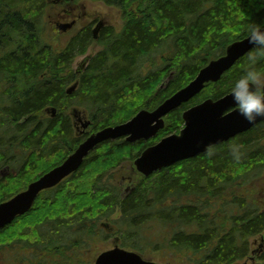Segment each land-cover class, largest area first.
<instances>
[{
	"label": "trees",
	"instance_id": "16d2710c",
	"mask_svg": "<svg viewBox=\"0 0 264 264\" xmlns=\"http://www.w3.org/2000/svg\"><path fill=\"white\" fill-rule=\"evenodd\" d=\"M92 1L118 9L119 31L106 27L94 42L84 28L62 49L47 32L45 9L55 11L50 15L56 21L66 9L81 11L78 0H63L62 10L48 0L6 2L16 16L27 14L31 28L27 51L18 50L17 56L10 54L4 62L14 70L27 68L30 81L26 99L4 109L6 117L0 124L10 129L27 116L19 131L21 135L29 132L30 137L26 146L15 148L23 152L17 174L0 177V202L59 165L85 136L124 123L141 109H154L188 84L209 60L223 54L228 44L245 37L249 22H264V0ZM13 26L23 30L18 24ZM91 44H98L100 51L82 72L74 74L71 62ZM247 56L216 83L206 84L189 102L166 115L156 137L134 144L118 139L98 145L75 173L42 192L27 213L0 230V241L11 245L15 238L30 240L36 264L48 257L55 262L60 256L65 262L67 251L87 246L82 241L106 239L110 234L101 223L107 222L120 246L137 251L142 247L160 249L168 264H264V250L259 254L256 250L253 263L249 254V239L264 238V121L148 180L135 179L134 189L127 195L120 196L118 174L131 173L116 172L148 145L178 133L183 110L231 92V83L247 70ZM156 59H160L157 68L144 73L146 64H155ZM256 67L264 69V59ZM75 80L76 90L66 95V87ZM74 105L87 112L91 121L81 136L72 131L68 112ZM50 107L56 109L54 118L46 114ZM5 151L0 148V162L6 160ZM211 205L217 210L204 211ZM114 216L119 217L115 220ZM152 221L164 225L165 234L161 243L148 246L141 232ZM183 224L200 229V234L185 235ZM44 227L50 228L46 235L40 232ZM75 227L84 233L70 244L60 245V232Z\"/></svg>",
	"mask_w": 264,
	"mask_h": 264
},
{
	"label": "water",
	"instance_id": "95a60500",
	"mask_svg": "<svg viewBox=\"0 0 264 264\" xmlns=\"http://www.w3.org/2000/svg\"><path fill=\"white\" fill-rule=\"evenodd\" d=\"M69 27V24H62L60 29L66 30ZM251 48L247 37L231 42L220 57L210 60L187 85L153 110L142 109L124 123L104 127L88 135L60 165L29 183L25 189L0 202V230L16 217L27 213L40 193L56 187L75 173L89 153L102 142L125 137V141L134 143L154 137L163 128V118L168 113L200 93L207 83L217 82ZM76 87L77 82L66 89V94H71ZM230 108L232 109L227 111ZM54 114L55 109L52 108V116ZM77 114L74 110L73 115L78 116L77 120L83 132L90 121L82 119L81 115ZM182 118L184 126L178 134L166 136L158 143L146 147L135 159L134 166L139 173L149 176L178 161L195 157L206 152L210 146L225 142L264 121V118H258L254 122L247 121L233 102L231 92L218 99H205L186 109L182 113ZM94 264L162 263L146 260L137 252L120 248L115 244L113 248L98 254Z\"/></svg>",
	"mask_w": 264,
	"mask_h": 264
},
{
	"label": "flooded vegetation",
	"instance_id": "af4514ba",
	"mask_svg": "<svg viewBox=\"0 0 264 264\" xmlns=\"http://www.w3.org/2000/svg\"><path fill=\"white\" fill-rule=\"evenodd\" d=\"M8 1L9 0H0V120L4 119L3 116L6 117V112L4 111V109L10 108L14 106V104L21 103L26 99L27 93L29 92L30 81L29 71L27 70V68L22 71L14 70L4 62H7V58H10L12 55L17 56L18 50H23L24 52L27 51V43L29 41L31 28V19L27 16V14H20L16 16L14 14L15 11L13 7L6 4V2ZM59 7H61V5H59ZM58 16V23H62V21H65L71 24V27L68 30H74L73 35L86 28L90 31L91 36L93 33L95 39L103 29H105L106 27H112L110 25H107V22L103 18H100L98 16L92 17L87 20L88 16L85 13H80L76 10L73 11V14L59 13ZM16 19L18 20V22H16ZM14 24H18L17 27H23V30H15L13 26ZM45 26L46 24H43L44 29ZM21 35L23 36V38H20ZM92 47L93 45H90L89 50H91ZM98 52V50L95 51V54ZM84 56L90 57V59L93 57V55L90 56L87 53L83 55V57ZM74 63L76 64V67L75 69L73 68L72 71L75 74L80 69V62L77 64L74 58L70 64L71 69ZM26 117L27 116H22V118L16 122V127H11L10 129H7V126H2L0 124V148H6L9 151L14 148H21L22 146H26V140L30 137L29 132L23 133V135H21L19 131V126L25 123ZM79 128L80 125L78 122H74V124H72V131L74 130L75 132L73 135H77ZM9 158L11 157L7 156L5 158L6 160L0 162V176H11V174L14 176L19 171V169L15 171L12 167L9 166ZM124 163L125 161L121 166H119L116 172H126V167L123 166ZM129 170L131 175L133 176L121 173L118 174V176H121L119 182L120 196L127 195L134 189L133 181L135 178H137L138 182H142L143 180H148L149 177H151L138 176L133 170L132 166H130ZM108 174H110V172ZM171 215L172 219H174L175 210L173 206ZM104 226H106L107 228L109 227V225L106 224ZM187 226V224H183L181 227V230L185 233V235L193 232H195V234H200V229L197 228L196 230L195 227L191 228ZM186 227L189 231L185 230ZM174 231L175 229H173V234ZM13 242L14 244L9 245L10 243L4 244L0 241V264H36L35 261H31L30 240L15 238L11 243ZM256 242L257 241L254 239L252 245H257ZM252 251L254 252V249Z\"/></svg>",
	"mask_w": 264,
	"mask_h": 264
},
{
	"label": "rangeland",
	"instance_id": "374dc122",
	"mask_svg": "<svg viewBox=\"0 0 264 264\" xmlns=\"http://www.w3.org/2000/svg\"><path fill=\"white\" fill-rule=\"evenodd\" d=\"M66 1H68V0H66ZM78 1H79L78 4H81L83 6V8L81 9V12L85 13L88 16L87 20H89L92 17L98 16L100 18H103L107 22V25L114 27L116 31L119 30V28L121 26L120 25L121 24V15L116 8L111 7V6H107L106 4H104L101 1H92V0H78ZM51 4H53V3H51ZM54 13H55L54 10H52L51 12H48L47 9H45L44 19L46 20L47 25H48L47 32H49L50 36L52 38H54L53 39L54 43L59 44V46L62 47L73 36L74 30L73 31L70 30V31H66V32H59L55 28V26L53 24L55 21H53L52 17H51V15L53 16ZM62 22H65V21H62ZM100 49H101L100 46L96 44V45H94V47L91 50L87 51V54L95 53V51L100 50ZM162 49H166V46L162 47ZM158 58H159V56H158ZM81 60H83V55L77 56L75 58V62L77 64L79 62H81ZM156 60L157 61L155 62V64H153V63H151V64L147 63L146 64L144 73H147L150 70L152 71L153 69L155 70L157 68V64L159 63L160 59H156ZM75 67H76V64L74 63L72 65V70H73V68L75 69ZM74 108H76L78 110L82 109L76 105H74ZM74 133L75 132L73 130V134ZM21 152L22 151L20 149L17 150L15 148L12 150L4 152L6 156L11 157L8 159L9 166L12 167L15 171L18 170L20 168V165H21V160H22V155H23V152H22V155H21ZM123 166L126 167L127 171L129 170V163L128 162L124 163ZM262 176H263V180H264V174ZM0 177H5V176H0ZM103 178H104L103 181H106L107 178L105 176ZM217 208L218 207H215V209H214V207H212V205H211L210 208H206V210H204V211H207V210L216 211ZM118 217L119 216H114L115 220H117ZM204 218L209 219L210 217L206 216ZM115 226H116V224H115ZM187 227H193V226L189 225ZM187 227L185 230L189 231L187 229ZM44 229L40 230V232L42 234L46 235L50 232L49 227H44ZM164 232H165V226L164 225H162L161 223H159L157 221H152L141 232L142 233L141 238L143 240H145L146 245L148 243V246L151 245L152 242L161 243L163 235L165 234ZM83 233H84V229L77 230L76 227L72 228V229L62 230L60 232V237H61L60 245H62L64 243L70 244L71 241L77 239L76 237L78 234H83ZM111 233H112V231H111ZM167 233H169L168 229H167ZM115 236L117 237V235H115V234L106 235L105 236L106 239H100L99 241H97V243L89 241V240H87V242L82 241V243L84 244V242H85V244H87V246H81V248L74 249V250H72V252L67 251L66 254L69 257L67 261L63 262V257L60 256V257H57L55 262L54 261L49 262V257H48V258H43V264H55V263H57V264H72L73 260H75L74 264H94L95 257L101 251H104V250H107V249H110L111 247H113L112 241H113V238ZM49 237H50V235H49ZM254 239L257 241V243H259V240H260L259 236L258 237H252L249 239V254H251V251L253 249H255V247L257 246V245H254V246L252 245ZM127 249L132 250V248H127ZM139 253L145 259L153 260L156 262H162V263L164 262V264L166 263L164 260L165 259L164 255L161 253L160 249L150 248V247L149 248L142 247V250L139 251Z\"/></svg>",
	"mask_w": 264,
	"mask_h": 264
},
{
	"label": "clouds",
	"instance_id": "9594fccd",
	"mask_svg": "<svg viewBox=\"0 0 264 264\" xmlns=\"http://www.w3.org/2000/svg\"><path fill=\"white\" fill-rule=\"evenodd\" d=\"M245 34L252 45L247 56L248 67L231 83L230 91L240 114L247 121L254 122L264 118V69L256 67L264 59V22H249Z\"/></svg>",
	"mask_w": 264,
	"mask_h": 264
}]
</instances>
